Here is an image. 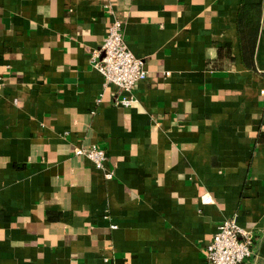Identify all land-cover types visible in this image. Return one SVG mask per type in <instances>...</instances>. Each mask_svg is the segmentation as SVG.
<instances>
[{"label": "crops", "instance_id": "crops-1", "mask_svg": "<svg viewBox=\"0 0 264 264\" xmlns=\"http://www.w3.org/2000/svg\"><path fill=\"white\" fill-rule=\"evenodd\" d=\"M111 9L129 107L91 64ZM262 93L264 0H0V264H207L233 218L264 264Z\"/></svg>", "mask_w": 264, "mask_h": 264}, {"label": "built area", "instance_id": "built-area-1", "mask_svg": "<svg viewBox=\"0 0 264 264\" xmlns=\"http://www.w3.org/2000/svg\"><path fill=\"white\" fill-rule=\"evenodd\" d=\"M114 20L100 49L94 51L91 57L93 68L104 79V87L110 85L118 88L121 98L116 102L129 107L137 102L134 89L145 81L148 72L145 62L137 58L128 48L124 39V22L112 9ZM264 95V93H262ZM74 154L83 157L104 172L107 180L114 177V171L106 169L107 152L96 145L77 148ZM204 204L213 202L212 197H204ZM256 235L253 230L241 227L235 218L224 221L213 235L212 241L205 248L207 264H244L254 254Z\"/></svg>", "mask_w": 264, "mask_h": 264}]
</instances>
